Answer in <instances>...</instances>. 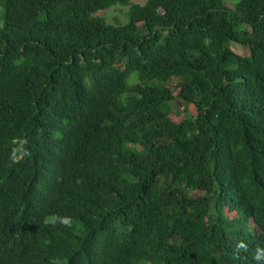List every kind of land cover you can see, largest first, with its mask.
I'll use <instances>...</instances> for the list:
<instances>
[{
  "label": "trees",
  "instance_id": "obj_1",
  "mask_svg": "<svg viewBox=\"0 0 264 264\" xmlns=\"http://www.w3.org/2000/svg\"><path fill=\"white\" fill-rule=\"evenodd\" d=\"M3 223L0 264H261L264 0H0Z\"/></svg>",
  "mask_w": 264,
  "mask_h": 264
},
{
  "label": "clouds",
  "instance_id": "obj_2",
  "mask_svg": "<svg viewBox=\"0 0 264 264\" xmlns=\"http://www.w3.org/2000/svg\"><path fill=\"white\" fill-rule=\"evenodd\" d=\"M23 156H21L20 158H22ZM46 158V156H42V157H39V158H34L35 160L33 161V166H35V170H33V173H38V174H41L42 171V167H37L36 168V164L39 162V161H43L44 159ZM24 170V168H22ZM46 179L47 178H44L43 177V182H42V185L44 186V182L46 183ZM44 190H38V193H37V196L40 197L42 194H43ZM71 193V190L69 192V195ZM251 222V226H246L245 227L249 228L250 231H252L253 233H256L255 232V229H257V223H256V220L254 219L253 221H250ZM7 223H3V224H0V231H2L5 226H6ZM256 235V234H255ZM236 238L238 239V236H236ZM248 246H254V247H262V245L260 243H258L257 241L253 242L252 244L248 245ZM39 253L36 254V256L38 255ZM256 258L260 259L261 261V264H264V257L261 255V254H256L255 255ZM129 264V263H128Z\"/></svg>",
  "mask_w": 264,
  "mask_h": 264
},
{
  "label": "rangeland",
  "instance_id": "obj_3",
  "mask_svg": "<svg viewBox=\"0 0 264 264\" xmlns=\"http://www.w3.org/2000/svg\"><path fill=\"white\" fill-rule=\"evenodd\" d=\"M235 50L237 51V53L242 54V55H248L249 54L248 51H247V49L246 48H243V47L236 46L235 47ZM170 86H172V84H170ZM193 110H194L193 107H191L190 108V113ZM171 116H172V118H177V117H175V115H171ZM178 120H179V117H178Z\"/></svg>",
  "mask_w": 264,
  "mask_h": 264
}]
</instances>
